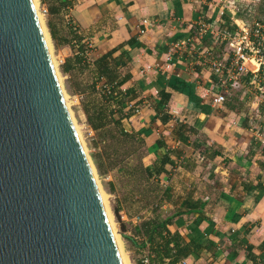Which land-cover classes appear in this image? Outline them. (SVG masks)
I'll use <instances>...</instances> for the list:
<instances>
[{"label": "crops", "instance_id": "obj_1", "mask_svg": "<svg viewBox=\"0 0 264 264\" xmlns=\"http://www.w3.org/2000/svg\"><path fill=\"white\" fill-rule=\"evenodd\" d=\"M38 1L48 10L46 24L66 88L79 99L89 128L99 136L88 119L109 126V112L119 109L125 128L145 139L143 160L155 169L163 208L179 213L169 230L190 248L178 261L154 253V264H264V122L254 109L258 98L248 74L226 92L223 104L213 103L224 90L209 61L228 55L222 43L214 45L200 33L202 25L236 28L222 2ZM103 80L121 91L120 102L103 98L97 89ZM130 103L141 112L133 113ZM259 106L264 112V102ZM125 216V234L135 240L129 253L139 262L154 245L134 215Z\"/></svg>", "mask_w": 264, "mask_h": 264}, {"label": "water", "instance_id": "obj_2", "mask_svg": "<svg viewBox=\"0 0 264 264\" xmlns=\"http://www.w3.org/2000/svg\"><path fill=\"white\" fill-rule=\"evenodd\" d=\"M0 264H124L34 0H0Z\"/></svg>", "mask_w": 264, "mask_h": 264}, {"label": "trees", "instance_id": "obj_3", "mask_svg": "<svg viewBox=\"0 0 264 264\" xmlns=\"http://www.w3.org/2000/svg\"><path fill=\"white\" fill-rule=\"evenodd\" d=\"M120 96H122L121 91H117L114 96L103 95V98L108 102H115L118 99L120 102ZM115 113L119 114L116 119L113 118ZM121 113L119 109H112L109 112L111 116L109 126L106 124L98 125L90 118L88 119L90 127L98 131L99 137L104 143L99 147L101 149L98 152L93 153V160L101 175L114 172L118 174L119 171L120 178L126 179L131 184L129 186H147L140 197L144 199L142 207L144 209L149 208L152 215L142 222V233L147 237L148 242L154 245L153 248L150 246L152 254L155 253L154 255L161 260L164 257H171L173 261H178L190 248V244L169 230V225L179 213L164 214L162 212L163 192L159 179L155 175V169L146 166L143 160L146 154L143 150L146 146L145 139L137 131H130L125 128ZM94 146L98 147V144L94 142ZM260 146L261 143L257 142L256 147L259 148ZM125 184L128 185L126 182ZM110 186V189L115 191L112 182H110ZM127 196L133 198L131 192H128ZM119 211L118 208L115 209L117 215H119ZM123 236L129 242L135 241L127 236L124 230Z\"/></svg>", "mask_w": 264, "mask_h": 264}, {"label": "built area", "instance_id": "obj_4", "mask_svg": "<svg viewBox=\"0 0 264 264\" xmlns=\"http://www.w3.org/2000/svg\"><path fill=\"white\" fill-rule=\"evenodd\" d=\"M220 1L223 10L226 9L230 12L231 20L236 28H229L223 24L219 28L210 25L209 28L204 25L200 28V33L209 35L212 44L222 43L225 54L228 55L227 57L224 55L213 56L209 61L219 85L224 90V92L214 95L213 103L223 104L226 100V92L240 87L242 78L250 74V82L253 85L256 98H258L257 107L254 109L259 116L262 115L260 118L264 122V112L259 106V103L264 102V17L259 15L264 0ZM41 11L45 16L48 10L41 8ZM242 12L248 14V17H243ZM207 52L208 50L205 51V53ZM97 89L100 94L111 97L117 93L115 86L105 80L98 85ZM128 108L133 110L135 114L141 112V107L133 103H130ZM133 220L138 223L142 217L137 214L133 216ZM134 263L154 264L153 254L148 250L141 254L139 262ZM182 264L187 263L183 260Z\"/></svg>", "mask_w": 264, "mask_h": 264}, {"label": "rangeland", "instance_id": "obj_5", "mask_svg": "<svg viewBox=\"0 0 264 264\" xmlns=\"http://www.w3.org/2000/svg\"><path fill=\"white\" fill-rule=\"evenodd\" d=\"M38 10H39V12L41 11L40 4H38ZM259 15L264 17V3L260 7V14ZM42 19H43V23L45 25L46 32L48 33V36L50 39L52 54L54 55V60L56 61V64H57V73L60 76V82H61L62 88H63L64 92L66 93V95L68 97V101L70 103V110L72 111V118L75 120L76 125L78 126V131L80 132V135L82 137L81 139L85 143L88 157L91 159L92 163L94 164L95 171H96L95 172L96 179H98L100 181V185L102 187V190L106 193V199H107L106 203H107L108 207L110 208V210L112 211L113 221L115 223L116 232L120 235V238L123 241V250H124V252H126V254L129 258L130 264H133L135 261L133 260V257H131V254L129 253V248H128L129 241L126 240V238L123 236L124 227L128 225V224L125 225L124 222L129 220L125 216V212L131 213L132 216L133 215L136 216L137 214H140L142 217V220L140 222L136 223L133 219L132 220L134 223L140 224V226L142 228V222H144L148 217H150L152 215L149 208L144 209L142 207L144 199L142 197H140V194L142 192H144L143 190H146L147 186H137V187L129 186L130 183L128 181H126V179L123 180L120 178V175H119L120 172L119 171H118V174L114 173L118 178L114 177L112 175V173L101 175L98 172L97 166L93 160V153L98 152L101 149V148L99 149V147H101L104 143L100 139L99 136L95 135V133L92 132V130L89 128V126L87 124V121L84 120V117L82 115V111L80 108L79 99L77 97L73 96L72 94H70V92L67 90L66 85H65V78L63 77L62 71H61V62L58 59V56L56 55L55 47L53 45L52 39L50 38L49 30L47 28L46 19H45L44 15H42ZM258 119L261 120L260 118H258ZM94 142H96L98 144V147L94 146ZM143 150L145 152L147 151L146 146ZM115 179L117 180V184L119 186H114L115 191H112L110 189V187H111L110 182L115 180ZM125 182L128 185H126ZM128 192L132 193L133 199H126L125 196L128 195ZM145 194H147V193L145 192ZM119 198H122L121 200L124 199V202H122L124 204V207H123V205L120 204L121 202L118 201ZM116 208H118L120 210L119 215H117L115 212ZM161 210L164 214L169 213L168 211L166 212L164 208H162Z\"/></svg>", "mask_w": 264, "mask_h": 264}, {"label": "bare ground", "instance_id": "obj_6", "mask_svg": "<svg viewBox=\"0 0 264 264\" xmlns=\"http://www.w3.org/2000/svg\"><path fill=\"white\" fill-rule=\"evenodd\" d=\"M34 3H35V6H36V9H37V12H38V16H39V19H40V22L42 24V27H43V30H44V33H45V36H46V39H47V42H48V46H49V50H50V53H51V56H52V59H53V62H54V65H55V68L57 70V64H56V61L54 60V55L52 54V49H51V44H50V39H49V36H48V33L46 32V29H45V25L43 23V19H42V12L38 10V4H39V1L38 0H34ZM42 15H41V14ZM59 76V75H58ZM59 80H60V76H59ZM64 95H65V98H66V102H67V105L69 107V110H70V103L68 101V97L66 95V93L64 92ZM70 113H71V116H72V111L70 110ZM73 119V118H72ZM74 123H75V126H76V129L78 131V126L76 125V122L75 120L73 119ZM78 134L80 136V139L82 138L81 135H80V132L78 131ZM82 141V144L86 150V153H87V149H86V146H85V143L84 141L81 139ZM91 161V159H90ZM91 164H92V168L94 170V174H95V167H94V164L92 163L91 161ZM96 177V176H95ZM97 180V183H98V186H99V189H100V193H101V196H102V199H103V202H104V205L106 207V211H107V214H108V217H109V220H110V223H111V226H112V229L114 231V234H115V238H116V241H117V244H118V248H119V251H120V254H121V257H122V260H123V263L124 264H130V261H129V258L126 254V252H124L123 250V241L121 240L120 238V235L116 232V228H115V223L113 221V215H112V211L110 210V208L108 207L107 203H106V193L102 190V187L100 185V181L98 179Z\"/></svg>", "mask_w": 264, "mask_h": 264}]
</instances>
